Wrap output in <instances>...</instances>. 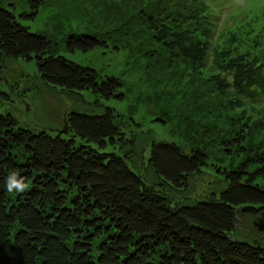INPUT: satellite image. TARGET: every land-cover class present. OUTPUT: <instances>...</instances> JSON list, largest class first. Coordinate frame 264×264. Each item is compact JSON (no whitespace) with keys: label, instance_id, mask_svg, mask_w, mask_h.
Here are the masks:
<instances>
[{"label":"trees","instance_id":"trees-1","mask_svg":"<svg viewBox=\"0 0 264 264\" xmlns=\"http://www.w3.org/2000/svg\"><path fill=\"white\" fill-rule=\"evenodd\" d=\"M3 1L1 53L35 61L42 82L70 96L91 91L124 98L118 77L70 59L47 34L21 22L34 19L45 0H28L30 9L19 15L14 3ZM155 12L141 13L150 38L184 54L195 68L214 67L209 78L232 108L250 102L252 113H260L248 114L233 133L224 129V143L231 145L225 149L235 147L246 158L221 170L222 190L182 201L178 194H186L207 165L205 148L188 151L175 141L153 140L145 159L124 130L122 115L110 106L99 113L71 110L56 133L0 113V264H264V243L235 236L239 216L258 218L264 211V185L255 182L264 175V149L254 147L264 129V54L240 52L234 30L215 42L213 16L197 1L174 14L166 11L163 19ZM102 43L90 34L64 39L70 52ZM194 99L202 109L214 97ZM139 162L152 179L136 170ZM13 171L25 191H7Z\"/></svg>","mask_w":264,"mask_h":264},{"label":"rangeland","instance_id":"rangeland-1","mask_svg":"<svg viewBox=\"0 0 264 264\" xmlns=\"http://www.w3.org/2000/svg\"><path fill=\"white\" fill-rule=\"evenodd\" d=\"M193 1L212 14L215 42L234 30L235 48L264 54V0H45L34 19L22 18L21 22L33 31L47 34L59 45L60 53L70 59L96 68L104 77H118L124 98L105 99L91 91L70 96L61 88L42 82L35 61L12 59L0 52V92L7 94L0 95V113L11 112L23 126L56 133L65 125L71 110L99 113L105 106L113 107L122 115L124 130L135 137L145 159L153 140L175 141L188 151L206 149L207 165L191 180L190 190L178 194L180 200L219 192L226 186L221 170L236 167L246 158V153L235 147L231 152L225 149L231 145L224 143V129L233 133L248 114L257 118L260 113H252L255 108L250 102L245 107L232 108L209 78L214 67L198 69L184 54H173L168 45L150 38L152 29L141 18L143 11L153 10L163 19L166 11L174 14L183 5L192 7ZM3 3H14L17 15L30 9L28 0ZM70 34L94 35L104 43L87 52H70L64 46V39ZM194 97L200 101L214 99L199 109ZM243 108L246 111L242 112ZM206 109L215 114H208ZM237 116L243 118L236 119ZM263 135L264 129L262 137L255 139L256 149H264ZM145 165L139 162L136 170L152 179L148 169L143 168ZM255 169L256 163H251L249 170ZM255 182L264 185V175H258ZM256 220L239 216L235 236L264 243V231L257 227Z\"/></svg>","mask_w":264,"mask_h":264},{"label":"clouds","instance_id":"clouds-1","mask_svg":"<svg viewBox=\"0 0 264 264\" xmlns=\"http://www.w3.org/2000/svg\"><path fill=\"white\" fill-rule=\"evenodd\" d=\"M5 186L9 192H23L27 188L24 180L18 178V174L14 171L8 175Z\"/></svg>","mask_w":264,"mask_h":264},{"label":"water","instance_id":"water-1","mask_svg":"<svg viewBox=\"0 0 264 264\" xmlns=\"http://www.w3.org/2000/svg\"><path fill=\"white\" fill-rule=\"evenodd\" d=\"M255 224L257 225V227L264 231V211L261 213V215L257 218Z\"/></svg>","mask_w":264,"mask_h":264}]
</instances>
